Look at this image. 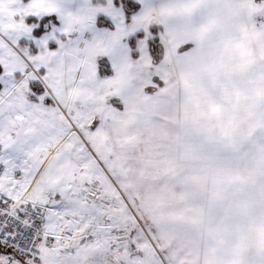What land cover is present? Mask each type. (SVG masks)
I'll use <instances>...</instances> for the list:
<instances>
[{
    "label": "snow or ice",
    "instance_id": "1",
    "mask_svg": "<svg viewBox=\"0 0 264 264\" xmlns=\"http://www.w3.org/2000/svg\"><path fill=\"white\" fill-rule=\"evenodd\" d=\"M0 264H264V0H0Z\"/></svg>",
    "mask_w": 264,
    "mask_h": 264
}]
</instances>
